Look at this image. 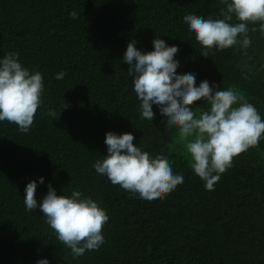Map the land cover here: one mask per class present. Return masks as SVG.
Returning a JSON list of instances; mask_svg holds the SVG:
<instances>
[{"label": "trees", "instance_id": "16d2710c", "mask_svg": "<svg viewBox=\"0 0 264 264\" xmlns=\"http://www.w3.org/2000/svg\"><path fill=\"white\" fill-rule=\"evenodd\" d=\"M223 7L220 0H0V56L19 52L45 86L30 131L0 122V264H264V139L206 190L158 108L152 123L140 119L123 62L131 40L151 51L156 36L178 47L177 75L240 90L264 119V35L249 31L246 51L204 57L183 23L189 14L219 18ZM49 108L60 116L53 120ZM109 131L132 133L134 145L172 161L184 183L161 201L130 198L92 167L107 155ZM33 180L37 200L51 184L58 195L79 190L98 202L109 217L98 251L73 259L39 209L26 211L24 188Z\"/></svg>", "mask_w": 264, "mask_h": 264}, {"label": "clouds", "instance_id": "9594fccd", "mask_svg": "<svg viewBox=\"0 0 264 264\" xmlns=\"http://www.w3.org/2000/svg\"><path fill=\"white\" fill-rule=\"evenodd\" d=\"M220 3L224 7L219 18L205 19L194 14L183 17L188 34L194 37L204 57H209L213 50L235 46L246 51L251 45L249 31L259 30L264 35V0H220ZM69 16L78 19L76 11ZM136 45L135 39L127 44L123 62L129 66L127 75L139 101L140 119L152 123L156 106L167 129L175 130L174 138L184 141L194 174L204 181L206 190L213 191L221 175L232 167L233 158L264 139V119L240 90H221L208 80L197 86L195 74L177 75L180 67L177 46L168 45L156 36L151 51H142ZM65 75L61 71L55 79L62 80ZM44 91L42 73L23 66L19 52L0 56V122L14 123L23 133L30 131L34 116L44 103ZM198 101H203L204 106L191 107ZM46 114L55 120L61 113L58 115L49 108ZM133 141L130 132L105 133L107 155L97 159L92 167L112 185L128 192L130 198L161 201L184 183V177L173 172L168 158L153 156ZM38 182L44 184V178L40 177ZM37 187V181L33 180L24 188L26 211L39 209L73 259L88 251H98L105 242L103 226L109 220L98 202L79 190L58 195L51 184L47 194L37 200ZM36 264L51 261L41 258Z\"/></svg>", "mask_w": 264, "mask_h": 264}]
</instances>
